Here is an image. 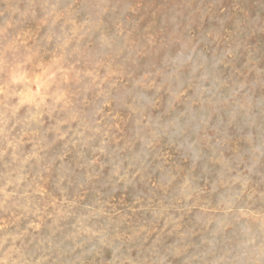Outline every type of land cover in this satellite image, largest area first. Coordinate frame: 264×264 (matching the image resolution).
Instances as JSON below:
<instances>
[{
  "label": "clouds",
  "instance_id": "clouds-1",
  "mask_svg": "<svg viewBox=\"0 0 264 264\" xmlns=\"http://www.w3.org/2000/svg\"><path fill=\"white\" fill-rule=\"evenodd\" d=\"M264 0H0V264H264Z\"/></svg>",
  "mask_w": 264,
  "mask_h": 264
},
{
  "label": "rangeland",
  "instance_id": "rangeland-1",
  "mask_svg": "<svg viewBox=\"0 0 264 264\" xmlns=\"http://www.w3.org/2000/svg\"><path fill=\"white\" fill-rule=\"evenodd\" d=\"M233 2L234 0H226V5H230ZM257 40L261 41V43H264V37H256L254 38L253 42L255 43Z\"/></svg>",
  "mask_w": 264,
  "mask_h": 264
}]
</instances>
